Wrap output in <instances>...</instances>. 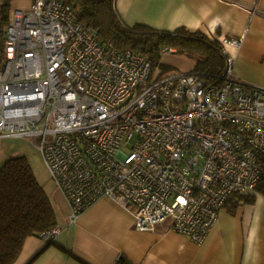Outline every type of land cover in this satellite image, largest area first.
<instances>
[{"label":"built area","instance_id":"obj_1","mask_svg":"<svg viewBox=\"0 0 264 264\" xmlns=\"http://www.w3.org/2000/svg\"><path fill=\"white\" fill-rule=\"evenodd\" d=\"M221 43L227 55L239 40ZM233 65L227 55L210 82L157 72L144 55L103 43L68 2L30 0L5 32L0 140L37 138L69 222L109 198L140 231L170 221L202 244L226 201L264 176V88L238 79ZM59 233L55 225L38 236Z\"/></svg>","mask_w":264,"mask_h":264},{"label":"crops","instance_id":"obj_2","mask_svg":"<svg viewBox=\"0 0 264 264\" xmlns=\"http://www.w3.org/2000/svg\"><path fill=\"white\" fill-rule=\"evenodd\" d=\"M19 1L12 0V8ZM116 8L128 25L139 22L169 31L182 27L216 37L221 45L222 38L238 39V46L225 47L234 75L264 88V0H116ZM5 138L14 140H0V167L23 155V138ZM31 168L51 199L60 233L49 242L27 237L12 264H114L120 255L132 264H264V177L252 190L235 195L249 201L233 207L229 204L235 196L229 198L206 240L196 244L174 232L170 221L150 231L136 229L133 216L109 198L94 202L71 223L63 194L52 182H41Z\"/></svg>","mask_w":264,"mask_h":264},{"label":"trees","instance_id":"obj_3","mask_svg":"<svg viewBox=\"0 0 264 264\" xmlns=\"http://www.w3.org/2000/svg\"><path fill=\"white\" fill-rule=\"evenodd\" d=\"M64 1L72 5L82 24L96 30L103 43L119 51L132 50L144 55L154 71L180 70L162 59L168 54L162 53L163 47L175 49L170 55L188 57L193 63L188 71L202 73L206 81L220 76L225 69L227 55L216 37L182 27L169 31L143 24L128 26L117 11L116 0ZM11 3L12 0H0V69L5 57V32L13 12ZM243 201L249 198L235 196L229 205L236 207ZM55 224L51 199L38 182L28 158L25 155L8 158L0 167V264H12L27 237L39 235ZM114 264L132 263L120 255Z\"/></svg>","mask_w":264,"mask_h":264},{"label":"rangeland","instance_id":"obj_4","mask_svg":"<svg viewBox=\"0 0 264 264\" xmlns=\"http://www.w3.org/2000/svg\"><path fill=\"white\" fill-rule=\"evenodd\" d=\"M26 3H29V0L28 1L27 0L19 1L20 5H17V3H14L12 11L16 8H23L24 9V7H25L24 4H26ZM117 11H118V9H117ZM121 19L124 22L123 18H121ZM125 24L128 25L127 23H125ZM136 24H143V25L149 26L147 24L139 23V22L133 23V24L128 25V26H134ZM149 27L153 28L152 26H149ZM162 59L164 61H167V63H172V64L176 65V68H179V69L181 68L182 70L184 69V67L188 68L192 63V61L190 59H188L186 57L179 56L177 54H173L172 56H170V54H166L162 57ZM1 140L2 141L5 140L7 142H12L14 139L5 138V139H1ZM36 142H37V138L23 139V143L20 145L21 151H22L23 155H26V157L29 160V163L31 164L33 169L40 176L41 182H52L53 183V181L50 179V177L48 175L47 169H46V167H45V165H44V163L40 157L38 150L34 146V144ZM17 151H19V150H17ZM54 190H56V189L54 188Z\"/></svg>","mask_w":264,"mask_h":264},{"label":"snow or ice","instance_id":"obj_5","mask_svg":"<svg viewBox=\"0 0 264 264\" xmlns=\"http://www.w3.org/2000/svg\"><path fill=\"white\" fill-rule=\"evenodd\" d=\"M181 202H183V201L181 200Z\"/></svg>","mask_w":264,"mask_h":264}]
</instances>
